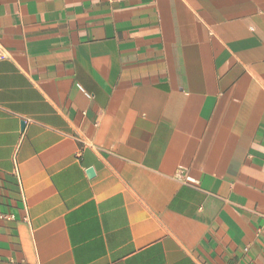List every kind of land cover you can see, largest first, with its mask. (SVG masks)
Segmentation results:
<instances>
[{"label":"crops","instance_id":"1","mask_svg":"<svg viewBox=\"0 0 264 264\" xmlns=\"http://www.w3.org/2000/svg\"><path fill=\"white\" fill-rule=\"evenodd\" d=\"M0 49V264H264V0H0Z\"/></svg>","mask_w":264,"mask_h":264},{"label":"built area","instance_id":"2","mask_svg":"<svg viewBox=\"0 0 264 264\" xmlns=\"http://www.w3.org/2000/svg\"><path fill=\"white\" fill-rule=\"evenodd\" d=\"M7 53L4 49H0V58L3 59V58H7ZM187 182L189 183H193L194 181H192L191 179H186Z\"/></svg>","mask_w":264,"mask_h":264},{"label":"water","instance_id":"3","mask_svg":"<svg viewBox=\"0 0 264 264\" xmlns=\"http://www.w3.org/2000/svg\"><path fill=\"white\" fill-rule=\"evenodd\" d=\"M88 175H89L90 177L94 176V171H93L92 169L89 170V171H88Z\"/></svg>","mask_w":264,"mask_h":264}]
</instances>
